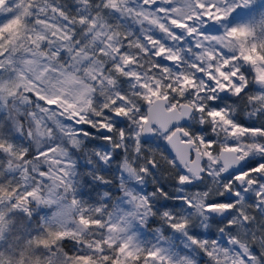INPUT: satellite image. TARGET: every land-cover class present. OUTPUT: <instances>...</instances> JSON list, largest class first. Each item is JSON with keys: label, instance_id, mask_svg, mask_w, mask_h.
I'll return each instance as SVG.
<instances>
[{"label": "snow or ice", "instance_id": "1", "mask_svg": "<svg viewBox=\"0 0 264 264\" xmlns=\"http://www.w3.org/2000/svg\"><path fill=\"white\" fill-rule=\"evenodd\" d=\"M0 264H264V0H0Z\"/></svg>", "mask_w": 264, "mask_h": 264}]
</instances>
